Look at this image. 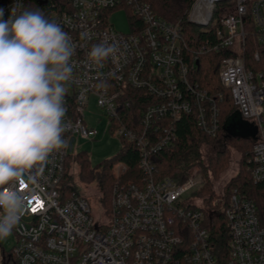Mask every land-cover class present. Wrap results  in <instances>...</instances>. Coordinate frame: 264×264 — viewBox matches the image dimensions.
I'll return each mask as SVG.
<instances>
[{
    "label": "built area",
    "instance_id": "obj_1",
    "mask_svg": "<svg viewBox=\"0 0 264 264\" xmlns=\"http://www.w3.org/2000/svg\"><path fill=\"white\" fill-rule=\"evenodd\" d=\"M226 1L196 0L188 21L208 28L214 24L216 5ZM234 2L208 48L235 54L222 59L219 78L241 118L258 129L251 139L249 164L252 180L261 184L264 72L248 71L243 55L250 16L261 45L254 59L261 60L264 0ZM14 6L17 11L20 6L33 8L29 0H0L4 20ZM119 9L133 14L127 33L111 23V14ZM43 13L61 25L75 48L73 75L65 84L64 97L68 143L50 155L35 183L25 177L17 186L27 197V209L9 236L14 246L8 256L3 253L2 264H264V220L253 200L234 189L227 198L222 193L213 202L223 205L220 213L227 237L224 249L216 253L210 215L192 198L203 186L198 168L189 170L181 184L169 177L156 179L154 158L177 141L176 124L184 115L196 113L199 128L211 138L221 126L217 102L223 94L212 97L192 81L181 23L158 17L142 0H71L69 10ZM100 43L119 45L115 58L109 57L103 66L88 58L91 47ZM206 49L202 47L195 60ZM129 89L144 92L140 101L149 103L139 118L127 110L136 99ZM91 100L111 121L110 132L138 148L143 177L139 184L117 182L109 208L101 207L98 217L87 198L67 195L63 188L67 165L78 155L71 153L74 141L97 136L86 122ZM119 169L124 171L122 166Z\"/></svg>",
    "mask_w": 264,
    "mask_h": 264
},
{
    "label": "clouds",
    "instance_id": "obj_2",
    "mask_svg": "<svg viewBox=\"0 0 264 264\" xmlns=\"http://www.w3.org/2000/svg\"><path fill=\"white\" fill-rule=\"evenodd\" d=\"M0 8V240L9 237L27 209L18 191L36 182L50 155L67 147L65 84L72 79L71 36L39 8ZM118 43H100L88 52L103 66Z\"/></svg>",
    "mask_w": 264,
    "mask_h": 264
},
{
    "label": "trees",
    "instance_id": "obj_3",
    "mask_svg": "<svg viewBox=\"0 0 264 264\" xmlns=\"http://www.w3.org/2000/svg\"><path fill=\"white\" fill-rule=\"evenodd\" d=\"M148 3L153 12L160 18L173 22L181 23L184 31V36L187 42V49L185 51L186 58L189 63L191 79L198 85L199 88L206 90L212 97L223 94V100L218 101L220 117V131L215 138L207 136L198 126L197 114L184 115L176 124L177 141L167 149L159 152L155 158L156 166V179L162 180L164 178H171L178 184H181L186 179V173L195 168L200 167L202 170V188L192 194L199 195L203 199L196 200L201 208H203L211 221V226L214 232V247L215 252L220 253L225 247V221L223 215L220 213L222 204L212 205L215 192L213 188L214 174L219 171L218 166L223 168L222 162L225 161V156L228 155V148L221 150L216 158L210 159L208 162L202 156V149L204 146L225 141L226 144L238 143L243 147L245 153L241 159V172L231 178L228 184H225L224 194L227 198L234 189H238L241 195L245 198L253 200L259 208L262 220H264V183H255L252 180L249 161L252 156L253 140L250 138H231L226 137L224 128L226 124L236 115L237 111L231 96L230 91L223 87L219 78V66L223 58L235 55L229 52H213L208 47L215 43L214 32L219 26L220 20L223 15H226L228 10L234 6V0H229L216 5L214 11V24L208 28H201L188 21V14L196 2V0H142ZM41 0H29L33 8H39L42 12L49 13L51 9L57 11L69 10L71 0H47V5L40 6ZM54 6V7H52ZM133 14L130 13V19ZM246 43L243 55V61L248 71L253 73L264 72V52L260 61L254 59L256 51L260 50L261 45L257 42L255 34L253 33L254 27L251 22L250 16L247 17L245 24ZM207 49L200 55L198 60L194 56L199 53L202 47ZM264 51V50H263ZM129 94L135 95L136 99L127 109L132 112L136 118L141 116L147 103L140 101L141 95L145 93L129 89ZM150 97H148L149 99ZM151 103V101H150ZM122 148L119 155L111 160L104 161L92 168L85 152L79 153L80 161L79 175L82 181H96L101 192V206L108 209L111 201V194L114 185L121 182H131L139 184L142 182V171L139 169V150L131 143L121 139ZM249 151H247V149ZM75 157V158H76ZM119 160L122 163L124 171L115 173V161ZM69 164L67 165V172L64 180V193L70 195L72 193L80 194L71 181V175L68 171ZM81 195V194H80ZM217 209V213L213 214ZM210 209L211 211H209ZM5 255V253H4ZM9 254H6L8 256ZM6 262V260H5Z\"/></svg>",
    "mask_w": 264,
    "mask_h": 264
},
{
    "label": "rangeland",
    "instance_id": "obj_4",
    "mask_svg": "<svg viewBox=\"0 0 264 264\" xmlns=\"http://www.w3.org/2000/svg\"><path fill=\"white\" fill-rule=\"evenodd\" d=\"M129 19L130 12L125 9L116 10L111 14V23L113 24L114 28L123 33H127L130 30ZM86 122L89 127H93L97 131V136L94 140L77 138L73 143L71 153L79 154L81 152H85L92 168L104 161L116 158L122 148L121 139L110 132V125H112V123L109 118H107V116L102 113V110L96 106L94 100H91L87 108ZM226 147L228 148V155L224 157L226 159L224 162H222L224 166L223 168L218 166L219 171L214 174L215 178L213 181V188L215 197L213 198L212 203L221 197L222 193H224L225 184H228L231 178H235V176L241 172V159L245 153V150L238 143L236 144L233 142V144H226L225 141L204 146L202 149V156L205 158V161L208 162L210 159L216 158L218 153ZM249 149L250 148H248L247 151H249ZM80 161L81 160L76 157L69 164L68 171L71 175V181L76 190L89 200V203L94 210L95 216L98 217L101 210L100 208L102 207V203L99 202L102 194L96 181H82L79 175ZM121 166L122 163L119 160H116V174L122 172L120 169L118 171V168ZM195 168H198L202 178L201 168ZM198 199L201 200L203 197L194 195V200ZM208 210L211 211L210 209ZM13 246V237H7L6 239L0 240V264H2L3 253L9 254Z\"/></svg>",
    "mask_w": 264,
    "mask_h": 264
},
{
    "label": "water",
    "instance_id": "obj_5",
    "mask_svg": "<svg viewBox=\"0 0 264 264\" xmlns=\"http://www.w3.org/2000/svg\"><path fill=\"white\" fill-rule=\"evenodd\" d=\"M46 2H40V6H44ZM224 132L226 137L255 139L258 129L255 125L243 120L239 113H237L225 126Z\"/></svg>",
    "mask_w": 264,
    "mask_h": 264
},
{
    "label": "crops",
    "instance_id": "obj_6",
    "mask_svg": "<svg viewBox=\"0 0 264 264\" xmlns=\"http://www.w3.org/2000/svg\"><path fill=\"white\" fill-rule=\"evenodd\" d=\"M237 113H238V112H237ZM237 113H236V114H237ZM225 134H226V133H225Z\"/></svg>",
    "mask_w": 264,
    "mask_h": 264
},
{
    "label": "snow or ice",
    "instance_id": "obj_7",
    "mask_svg": "<svg viewBox=\"0 0 264 264\" xmlns=\"http://www.w3.org/2000/svg\"><path fill=\"white\" fill-rule=\"evenodd\" d=\"M33 210H35V209H33Z\"/></svg>",
    "mask_w": 264,
    "mask_h": 264
}]
</instances>
